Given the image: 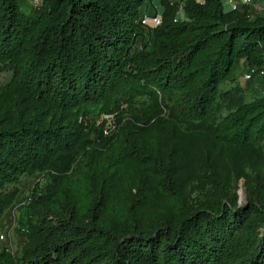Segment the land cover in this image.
I'll use <instances>...</instances> for the list:
<instances>
[{
    "label": "trees",
    "instance_id": "trees-1",
    "mask_svg": "<svg viewBox=\"0 0 264 264\" xmlns=\"http://www.w3.org/2000/svg\"><path fill=\"white\" fill-rule=\"evenodd\" d=\"M151 2L0 0V264H264V13Z\"/></svg>",
    "mask_w": 264,
    "mask_h": 264
},
{
    "label": "rangeland",
    "instance_id": "rangeland-1",
    "mask_svg": "<svg viewBox=\"0 0 264 264\" xmlns=\"http://www.w3.org/2000/svg\"><path fill=\"white\" fill-rule=\"evenodd\" d=\"M30 1V0H29ZM42 3V0H41ZM264 13V0H254L252 5L250 6V16L255 18ZM239 80L242 83V86L246 84V80L244 77V66H240L238 68ZM12 77L10 73H0V85L8 82ZM247 78V77H246ZM237 83H228L224 88L230 89L235 86ZM262 90V91H261ZM255 90V89H247L244 88L242 90L237 91V97L242 96L247 101H251L261 96L263 93V89ZM223 112L222 114H225ZM42 174H36L34 176H24L21 182L17 185L20 190V194L15 202V204L6 211L2 224L0 226V249L7 248L13 252L14 255L19 256L22 251L23 244L26 241L25 236L21 235L18 231L19 221L21 218L22 207L25 204L27 197L30 192L36 187L38 182H42L46 184L49 180L48 178L42 177ZM239 186V202L241 205H244L247 202V181L243 177L238 182ZM12 188V187H11ZM242 190H244V196H242Z\"/></svg>",
    "mask_w": 264,
    "mask_h": 264
},
{
    "label": "built area",
    "instance_id": "built-area-1",
    "mask_svg": "<svg viewBox=\"0 0 264 264\" xmlns=\"http://www.w3.org/2000/svg\"><path fill=\"white\" fill-rule=\"evenodd\" d=\"M33 4L39 5L41 4V0H30ZM224 7L227 11H233L237 10L240 8L242 4H248L252 5L254 0H222ZM177 20H184L181 17H178L177 15ZM143 24L149 25L151 27H156L161 24L162 22V15L161 14H156V15H145L142 20ZM251 75L248 73L246 74V77L249 78ZM108 119L112 118L110 116H107ZM111 120V119H110ZM112 123V122H110Z\"/></svg>",
    "mask_w": 264,
    "mask_h": 264
},
{
    "label": "crops",
    "instance_id": "crops-1",
    "mask_svg": "<svg viewBox=\"0 0 264 264\" xmlns=\"http://www.w3.org/2000/svg\"><path fill=\"white\" fill-rule=\"evenodd\" d=\"M198 1L204 2L205 0H198ZM163 10L164 9L160 3V0H152V2L144 8V13L145 15H152L155 13L162 14ZM178 17H181L182 19L186 18L185 11L183 8H181L180 11L178 12Z\"/></svg>",
    "mask_w": 264,
    "mask_h": 264
},
{
    "label": "bare ground",
    "instance_id": "bare-ground-1",
    "mask_svg": "<svg viewBox=\"0 0 264 264\" xmlns=\"http://www.w3.org/2000/svg\"><path fill=\"white\" fill-rule=\"evenodd\" d=\"M242 196H244V190H242Z\"/></svg>",
    "mask_w": 264,
    "mask_h": 264
}]
</instances>
